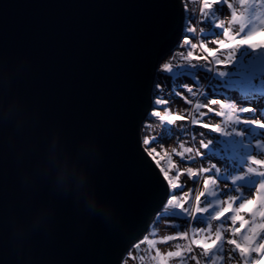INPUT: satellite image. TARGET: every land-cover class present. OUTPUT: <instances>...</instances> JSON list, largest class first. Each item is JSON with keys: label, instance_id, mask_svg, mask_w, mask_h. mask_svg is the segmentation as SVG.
<instances>
[{"label": "water", "instance_id": "1", "mask_svg": "<svg viewBox=\"0 0 264 264\" xmlns=\"http://www.w3.org/2000/svg\"><path fill=\"white\" fill-rule=\"evenodd\" d=\"M181 23L178 0H0V72L46 127L98 146L90 174L102 207L28 190L19 159L0 149V264H125L165 195L137 133ZM42 200L55 205L53 226L25 237L15 222Z\"/></svg>", "mask_w": 264, "mask_h": 264}, {"label": "snow or ice", "instance_id": "2", "mask_svg": "<svg viewBox=\"0 0 264 264\" xmlns=\"http://www.w3.org/2000/svg\"><path fill=\"white\" fill-rule=\"evenodd\" d=\"M190 3L198 6L193 9ZM178 4L182 16L181 34L174 48L155 66V75L167 74L165 79H169L185 74L192 83H182L166 91L163 80H154L144 121L137 133L139 150L165 189L160 211L164 210L165 217L182 218L189 225L184 231L162 238L161 242L177 238L188 241L183 254L179 251L167 254L179 257L181 264L185 258L201 264L213 255L223 264L225 257L220 255L221 249L233 253L229 259H236L238 254L243 264H264V101L252 102L258 91L257 76L264 78V64L255 63L257 57L264 56V43L250 42L256 32L244 33L243 22L234 34L226 20L218 19L217 14L227 9L235 22L236 9L230 0H178ZM249 7L257 5L253 2ZM259 7L264 8V0H260ZM209 25L219 32L213 35V31H206ZM244 56L249 57L247 64ZM233 66L243 72L233 71ZM237 76L243 79H236ZM249 78L253 86L245 89L248 93L245 100L249 102L242 104L237 95H229V92L241 88ZM204 81H208L207 86ZM260 95L264 96V91ZM177 98L187 107L173 110ZM153 122L178 130L175 148L169 150L155 135L140 138L144 129H152ZM250 133L254 135L250 142L245 139L244 147L250 151L243 165L238 171L235 167L234 174L221 176L222 166L239 158L241 150L231 145L221 146L218 141L229 137L246 138ZM182 177L191 182V187L182 182ZM253 177L256 188L251 198H245L241 181ZM221 180L224 188H220ZM252 205L256 208L246 213ZM205 214H208V223L197 226V221L204 220ZM245 215L253 219L246 221ZM225 219L232 226L230 237L224 235ZM213 221L220 222L219 230L213 228ZM246 223L249 224L246 234L238 237L237 233L244 232ZM174 226V223L169 224V227ZM157 243L145 235L135 251H140L141 244L151 248ZM209 244L215 248L210 249ZM125 256L136 259L134 253L128 256L126 252ZM125 256L121 257L122 261ZM157 259L158 264H165L159 259L158 251Z\"/></svg>", "mask_w": 264, "mask_h": 264}, {"label": "clouds", "instance_id": "3", "mask_svg": "<svg viewBox=\"0 0 264 264\" xmlns=\"http://www.w3.org/2000/svg\"><path fill=\"white\" fill-rule=\"evenodd\" d=\"M0 149L11 150L21 164L22 183L28 190L47 186L62 197H72L91 214L102 210L91 182L90 153L98 146L84 140L71 142L62 128H48L40 110L12 87L11 76L0 72ZM56 208L42 200L15 229L27 237L40 228H51Z\"/></svg>", "mask_w": 264, "mask_h": 264}, {"label": "rangeland", "instance_id": "4", "mask_svg": "<svg viewBox=\"0 0 264 264\" xmlns=\"http://www.w3.org/2000/svg\"><path fill=\"white\" fill-rule=\"evenodd\" d=\"M230 2L235 6L236 9V20L233 22L231 19L230 12L227 11V9H224L221 13H218V19H224L227 21L229 30L232 31L234 34L239 31V28L241 26V22H243L244 31L246 30V26L248 24L254 25V30L256 32V35L254 36L253 40L250 42L258 43L263 40L264 35V8L259 7L260 0H244L243 3L240 2V0H230ZM255 2L257 7L256 8H250L249 5L251 3ZM198 5L197 4H189V7L195 9ZM206 31H213V35L219 32L218 29L213 30L212 26L209 25L208 28L205 29ZM246 32V31H245ZM242 35V34H241ZM243 51V50H242ZM165 76L167 74H161L157 79L163 80L165 83V89L168 91L169 89H175L182 83H192V80L189 76L185 74L177 75L178 78L177 81L172 82V78L165 79ZM175 77V76H174ZM240 76H237L236 79H238ZM259 77V76H257ZM201 80H203V74L200 76ZM257 81V80H256ZM260 83V81H259ZM208 81H204V85L207 86ZM264 86V85H262ZM187 95V93H185ZM229 95H237L240 98V101L242 104L248 103V100H245V97H241L239 91H230ZM260 101H264V96H260L259 94L255 96V100H253V103H258ZM180 108L183 110L187 107L182 101H180L177 98V103L173 105V110L176 108ZM252 115V114H251ZM250 115V116H251ZM147 135H155L160 139L161 144H163L166 148L169 150L176 147L177 143V137L179 136V132L176 128L167 126V125H161L159 123L153 122L152 129H144L143 136ZM212 138V137H209ZM222 139V138H218ZM147 142V140L145 141ZM227 142V138L224 140L218 141L219 144L224 146V144ZM231 146H235L230 144ZM239 148L240 150H244V153L247 155L250 151L249 149H246L243 145L235 146ZM163 154H161L162 156ZM243 155L240 154V157L233 162V164L230 165V163H226L224 166H222L221 170V176L222 175H232L236 170L238 171L239 168L244 163ZM163 158V157H161ZM174 159H176L174 157ZM182 182H187L182 177ZM255 177L253 178H247L245 180L241 181L242 190L245 191L246 198H251L252 194L256 188L255 184ZM224 183V181H221ZM189 184V187H191V182H187ZM246 184H249L245 186ZM211 199V198H210ZM256 208L255 205H252L247 209L245 212L248 213V211L251 208ZM248 217H251L247 215ZM257 220H259V217H257ZM170 223H174V227H169ZM199 224V221H197V226ZM189 227L187 222L183 220L182 218H176V217H165L164 216V210H161L157 217L154 219L151 227L147 231L146 235L149 236L150 239H154L158 241L157 244L153 245L151 248L147 245L141 244L140 251L136 252L134 249H131L128 253V256H130L132 253L136 256L135 260H131L128 257L125 260V264H158L157 259V251L159 252V259L164 260L165 264H181L179 257H168V252H181L184 253L185 246L187 245L188 241L183 240L181 238H177L174 241L169 242H161L162 238H166L167 235H175L177 231H184ZM233 253L231 251H228L225 255V261L224 264H243V261L239 259L237 256L236 259H229L228 257H231ZM142 257V259H141ZM211 260H207L206 262L204 260L201 261V264H210ZM184 264H196L195 261L188 260L185 258Z\"/></svg>", "mask_w": 264, "mask_h": 264}, {"label": "trees", "instance_id": "5", "mask_svg": "<svg viewBox=\"0 0 264 264\" xmlns=\"http://www.w3.org/2000/svg\"><path fill=\"white\" fill-rule=\"evenodd\" d=\"M252 1H253V0H252ZM253 30H254V25H252V24H248V26H246V30H245L246 32L244 31V33H247V32H249V31H253ZM217 32H218V31H217ZM262 37H263V40L260 41V42H258V43H264V35H263ZM249 55H250V54H249ZM248 58H249L248 56H244V57H243V61H244L245 64H247ZM238 63H239V60H238ZM255 63H256L257 65L264 64V56H259V57H257L256 60H255ZM232 70H233V71H240V72H243V69H239V70H238V69H236L235 66H233V69H232ZM177 78H178V76L173 77V78H172V82L177 81V80H176ZM238 79H243V76H240ZM256 80H257V81H255V83L257 84L258 91L256 92L255 96H257L258 94L260 95V92H261V91H264V86H262V85H264V78L257 77ZM259 81H260V83H259ZM240 87H241V88H237V89H235V91H239V92H240V95H239V96H241V97H246V96H248V93L245 91V89H251V88L253 87V86L251 85L250 78H249V79H246V80L243 82V84L240 85ZM260 96H261V95H260ZM247 115L250 116L251 113H248ZM225 119H227V117H225ZM253 135H254V133H250L249 136L246 137V138H231V137H229V138H227V142H226L224 145H230V144L235 145V146L243 145V144H245V139H246L247 141L250 142L251 139L253 138ZM221 146H222V145H221ZM240 154L243 155V156H242L243 158L246 157V154L244 153V150H241ZM235 160H236V159H234L233 162H235ZM233 162H231L230 165L233 164ZM222 176H224V175H222ZM221 181H223V180H221ZM220 188H224V183L220 182ZM243 192H244V197L246 198V196H245V191L243 190ZM209 199H210V198H209ZM207 215H208V214H205V219H204V220H199V224H198V226H201V227L206 226V224L208 223ZM243 218L245 219V217H243ZM255 219H256V218H255ZM212 226H213L214 229L219 230L220 227H221V224H220V222L213 221V222H212ZM223 226H224V229H225L224 235L230 237V227H232V226L229 225V222H228L227 219H225V220L223 221ZM236 227H238V225H236ZM248 227H249V225H248L247 227H245V230H244L243 233L238 232V233H237V236L239 237V236L242 235V234H246V230H247ZM199 238H200L199 235H197V239H199ZM225 247L227 248L228 246L226 245ZM209 248H210V249H214L215 246L209 244ZM226 253H227V252H225L224 249H221V250H220V255H221V256H224V257H225ZM237 256H238V254H237ZM210 260H211L210 264H213V261H215V264H221V261H220L219 259H217V256H216V255H213V256L211 257ZM224 261H225V260H224ZM223 264H224V262H223Z\"/></svg>", "mask_w": 264, "mask_h": 264}]
</instances>
